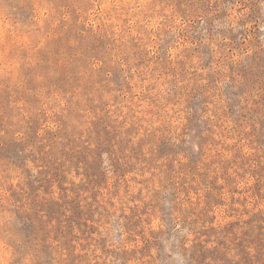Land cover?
<instances>
[{
    "label": "rangeland",
    "instance_id": "374dc122",
    "mask_svg": "<svg viewBox=\"0 0 264 264\" xmlns=\"http://www.w3.org/2000/svg\"><path fill=\"white\" fill-rule=\"evenodd\" d=\"M0 264H264V0H0Z\"/></svg>",
    "mask_w": 264,
    "mask_h": 264
}]
</instances>
